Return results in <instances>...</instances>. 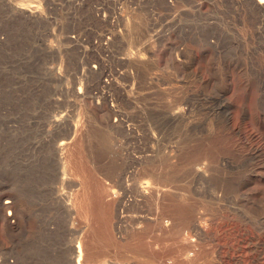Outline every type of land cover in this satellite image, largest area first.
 <instances>
[{
    "label": "rangeland",
    "instance_id": "obj_1",
    "mask_svg": "<svg viewBox=\"0 0 264 264\" xmlns=\"http://www.w3.org/2000/svg\"><path fill=\"white\" fill-rule=\"evenodd\" d=\"M261 1L0 0V264H264Z\"/></svg>",
    "mask_w": 264,
    "mask_h": 264
},
{
    "label": "bare ground",
    "instance_id": "obj_2",
    "mask_svg": "<svg viewBox=\"0 0 264 264\" xmlns=\"http://www.w3.org/2000/svg\"><path fill=\"white\" fill-rule=\"evenodd\" d=\"M252 1V0H251ZM259 1V0H258ZM261 2H264V0H262ZM9 5V4H8ZM262 5V4H261ZM249 7V6H248ZM260 8V7H259ZM260 11V10H259ZM249 12V11H248ZM35 14V13H34ZM256 15H257V13H256ZM261 15V14H260ZM35 16V15H34ZM250 16V15H249ZM251 18V17H250ZM228 113H229V111H228ZM229 117V115L227 114V118L226 119H229L228 118ZM118 119V118H117ZM229 121V120H228ZM227 121V122H228ZM118 122V121H117ZM115 125V124H114ZM77 130V129H76ZM77 133V132H76ZM77 137V136H76ZM73 139H74V137H69V138H64V139H62V140H60L59 141V143H58V149H60V151L61 152H65V151H67L69 148H70V146L73 144ZM78 141V140H77ZM75 144V143H74ZM73 144V145H74ZM82 144H83V142H82ZM88 144V143H87ZM76 145V144H75ZM79 145H81V144H79ZM74 147V146H73ZM88 147V146H87ZM87 147H84V153L86 154V153H89V152H86V151H88V149H87ZM71 148H72V146H71ZM81 148V147H80ZM89 148V147H88ZM56 151H57V149H56ZM69 151V150H68ZM71 152V151H70ZM81 152V151H80ZM69 153V152H68ZM78 153V152H77ZM77 153H76V155H77ZM64 154V153H63ZM58 155H59V153H58ZM65 155V154H64ZM67 155V154H66ZM75 155V154H74ZM79 155H80V153H79ZM60 156V155H59ZM63 156V155H62ZM78 156V155H77ZM90 156V155H89ZM62 158V157H61ZM63 158H64V156H63ZM80 158V157H79ZM93 158V157H92ZM91 158V159H92ZM74 159H75V157H74ZM82 159H83V157H82ZM73 160V159H72ZM79 160V159H78ZM88 160V159H87ZM90 160V159H89ZM59 161V160H58ZM66 161V160H65ZM82 161V160H81ZM62 162H63V160H62ZM85 162V161H84ZM88 162V161H87ZM93 163H96L95 161H92ZM64 163V162H63ZM83 164V163H82ZM86 164V163H85ZM89 164V163H88ZM69 165V164H68ZM81 164L79 163V166H80ZM66 166V165H65ZM73 166V165H72ZM77 167H78V169L80 170L81 168H79V166L78 165H76ZM82 166V165H81ZM76 167V168H77ZM75 168V169H76ZM66 169V168H65ZM72 169H73V171H75L74 170V168L72 167ZM77 169V170H78ZM70 170V169H69ZM67 172V171H66ZM70 172V171H69ZM71 173V172H70ZM76 173V172H75ZM68 175V174H67ZM66 175V176H67ZM75 175V174H74ZM76 177H78V176H76ZM77 179H79V178H77ZM92 181V180H91ZM96 182V181H95ZM113 183V182H112ZM99 185V184H98ZM74 200V199H73ZM12 200H10V199H7L5 202H6V204H4L3 206H1V207H3V208H5L6 206H7V204L8 203H10ZM19 201V200H18ZM13 202V201H12ZM73 202V201H72ZM76 202V201H75ZM16 203V202H15ZM21 203V202H20ZM2 205V204H1ZM13 205V204H12ZM5 213V212H4ZM2 215V214H1ZM7 219V218H6ZM75 249L73 248L72 250H71V256L69 257V259L65 262L66 264H72L73 263V261H72V259L74 258V253H75ZM77 253L79 254L78 255V257H77V261L79 262L80 261V259H81V256H82V254H83V251H82V248L80 247V246H78V248H77ZM66 258V257H65ZM75 260V259H74ZM76 261V260H75ZM77 262V263H78Z\"/></svg>",
    "mask_w": 264,
    "mask_h": 264
}]
</instances>
